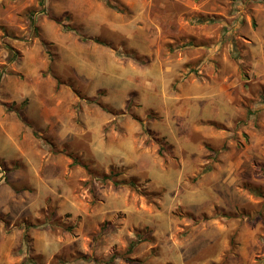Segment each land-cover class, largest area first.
Segmentation results:
<instances>
[{"label": "rangeland", "instance_id": "obj_1", "mask_svg": "<svg viewBox=\"0 0 264 264\" xmlns=\"http://www.w3.org/2000/svg\"><path fill=\"white\" fill-rule=\"evenodd\" d=\"M0 264H264V0H0Z\"/></svg>", "mask_w": 264, "mask_h": 264}, {"label": "trees", "instance_id": "obj_2", "mask_svg": "<svg viewBox=\"0 0 264 264\" xmlns=\"http://www.w3.org/2000/svg\"><path fill=\"white\" fill-rule=\"evenodd\" d=\"M108 176H105L104 178H107ZM109 178V177H108ZM107 178V179H108ZM251 193L253 194V195H255V196H260V194H258L257 192H254V191H251Z\"/></svg>", "mask_w": 264, "mask_h": 264}]
</instances>
